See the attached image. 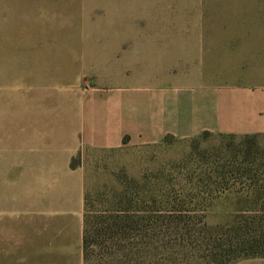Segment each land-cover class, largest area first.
<instances>
[{
    "label": "crops",
    "instance_id": "0c3cea01",
    "mask_svg": "<svg viewBox=\"0 0 264 264\" xmlns=\"http://www.w3.org/2000/svg\"><path fill=\"white\" fill-rule=\"evenodd\" d=\"M78 5L70 42L24 44L38 71L1 141L0 264H85V174L71 166L85 148L264 135V0ZM44 68L60 91H43Z\"/></svg>",
    "mask_w": 264,
    "mask_h": 264
},
{
    "label": "trees",
    "instance_id": "16d2710c",
    "mask_svg": "<svg viewBox=\"0 0 264 264\" xmlns=\"http://www.w3.org/2000/svg\"><path fill=\"white\" fill-rule=\"evenodd\" d=\"M213 136L221 141L217 147L198 145ZM173 140L168 136L161 144ZM193 142L196 146L181 160L140 177L122 172L96 192L86 184V262L97 256L119 264H237L264 257L259 136L204 132ZM71 166H80L77 158ZM220 203H227L222 212L229 221L208 225L205 217Z\"/></svg>",
    "mask_w": 264,
    "mask_h": 264
},
{
    "label": "rangeland",
    "instance_id": "374dc122",
    "mask_svg": "<svg viewBox=\"0 0 264 264\" xmlns=\"http://www.w3.org/2000/svg\"><path fill=\"white\" fill-rule=\"evenodd\" d=\"M79 0H0V147L6 137V125L13 130L14 124L21 129L22 110L29 103V88L35 86L33 70L24 67V44L38 41L43 43L70 42L76 33L78 23L73 10ZM75 26V27H74ZM41 33V36L37 34ZM53 69H43L42 88L60 91L61 82L48 83L47 80L60 79ZM26 79V82H25ZM33 92V90H31ZM27 92V95L25 94ZM48 99L43 96L44 107ZM50 100V99H49ZM193 139H176L168 144L124 146L112 150L83 149L77 158L85 174V186L92 191H100L104 184H114L117 175L125 173L130 177H140L147 170H156L163 164L176 162L187 156L196 146ZM264 148V135L259 136ZM201 148L217 147L221 141L217 136L198 142ZM227 203H220L215 212L205 217L208 225L229 221L228 213L222 212ZM96 252L95 254H98ZM116 258V257H114ZM136 259V257H132ZM85 264H119L118 259L92 258Z\"/></svg>",
    "mask_w": 264,
    "mask_h": 264
}]
</instances>
